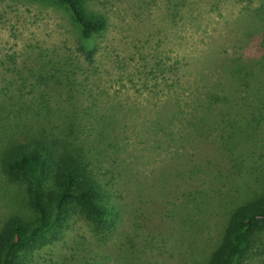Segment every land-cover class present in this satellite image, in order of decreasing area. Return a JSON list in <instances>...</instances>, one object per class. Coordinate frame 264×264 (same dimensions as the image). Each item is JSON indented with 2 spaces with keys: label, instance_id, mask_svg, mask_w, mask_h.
<instances>
[{
  "label": "rangeland",
  "instance_id": "rangeland-1",
  "mask_svg": "<svg viewBox=\"0 0 264 264\" xmlns=\"http://www.w3.org/2000/svg\"><path fill=\"white\" fill-rule=\"evenodd\" d=\"M261 1L87 0L86 10L107 23L96 38L94 63L89 65L75 50L78 29L66 7L38 0H0V61H4L0 72H5L0 73V86L9 82L19 86L31 100L34 81L11 73L14 63L22 65L41 51L56 55L55 60L71 58L66 77L88 89L93 83L86 104L104 91L105 106L125 111L121 125L127 138L122 139L119 155L127 151L124 139L129 141L128 149L133 153L134 146L138 157L133 174L144 181L137 187L127 164L132 157L123 160V156L114 181L106 187L115 204L108 227L95 233L85 220L73 217L59 239L36 251L30 264H205L223 216L198 221L196 231L186 230L183 222L190 206L183 194L191 190L189 185L198 189L212 185L213 191L219 186L223 194L232 186L226 188L228 179L219 180L220 176H196L202 167L213 171L220 161L216 150L231 125L224 105L242 107L244 117L261 127L264 113L253 108L242 88L225 87L223 70L241 57L249 61L261 55L256 33H246ZM86 75L90 79L84 80ZM161 113L168 121L148 129ZM3 128L4 123L0 135ZM248 153L257 157L252 161L264 163V143H255ZM248 153L244 158L250 157ZM113 155L109 148L107 161L99 165L104 172L116 165ZM189 160L194 165H186V170L155 177L167 163ZM227 173V168L221 172ZM5 214L0 203V219Z\"/></svg>",
  "mask_w": 264,
  "mask_h": 264
},
{
  "label": "trees",
  "instance_id": "trees-1",
  "mask_svg": "<svg viewBox=\"0 0 264 264\" xmlns=\"http://www.w3.org/2000/svg\"><path fill=\"white\" fill-rule=\"evenodd\" d=\"M38 1L69 10L78 29L75 50L83 62L93 64L96 38L107 27L104 18L86 10L87 0ZM253 15V24L246 33H256L262 53L249 61L241 57L234 65H225L224 84L242 88L253 100V108L264 113V0ZM55 57L41 51L26 58L22 65L15 62L17 66L10 70L34 81L30 92L35 95L31 100L25 98L19 86L10 82L0 86V125L7 126L0 135V203L6 210L0 219V264H30L36 251L59 239L73 217L85 220L95 233L104 231L115 208L111 200L114 194L106 187L114 181L123 156V160L132 157L128 169L138 160L134 146L132 153L128 149L131 143L125 139L127 146L123 148L127 151L119 155L122 139L127 138L121 125L127 117L122 107L105 106L104 91L91 96L86 104L85 96L94 91L93 83L88 89L67 78L64 71L72 59ZM86 79L90 77L86 75ZM224 108L231 125L223 145L216 150L220 161H216L213 171L202 167L196 176H220L219 180H229L225 187L232 186L226 187L228 192L223 194L219 186L213 191L212 185L200 189L189 185L191 190L183 194L190 206L183 226L196 231L198 221L208 223L212 216L221 215L222 225L209 246L205 264H264V163L252 161L257 157L248 153L255 143H264V115L258 133L254 120L244 117L242 107ZM164 112L169 113L166 109ZM165 113L152 119L148 129L168 121ZM232 140L236 143L232 144ZM109 148H113L112 163L116 165L104 172L99 165L107 161L104 158ZM247 153L250 157L246 159ZM186 165L193 166L194 160L167 163L155 177L186 170ZM224 168L228 170L226 175L221 174ZM133 173L132 167L130 175L137 180V187L144 185L143 177Z\"/></svg>",
  "mask_w": 264,
  "mask_h": 264
}]
</instances>
